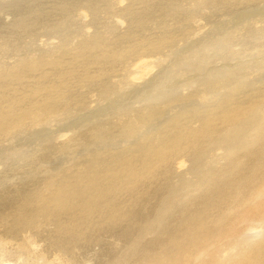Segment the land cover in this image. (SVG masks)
I'll list each match as a JSON object with an SVG mask.
<instances>
[{
  "label": "bare ground",
  "instance_id": "6f19581e",
  "mask_svg": "<svg viewBox=\"0 0 264 264\" xmlns=\"http://www.w3.org/2000/svg\"><path fill=\"white\" fill-rule=\"evenodd\" d=\"M45 1L48 5L49 1ZM124 1L118 0V4ZM145 1L127 0L130 12L125 11V15L137 12L136 16H130L134 17L138 30L133 28L117 35L116 41L112 37L110 39L103 36L100 31V34L91 33L89 38L74 46L67 45L68 39L67 44L64 42L67 47L57 44L62 48H58V53L53 52L57 48H53L56 43H53V53L48 48L33 52L31 36L27 32L33 24L30 15L40 30L51 35V29L55 33L57 27L66 25L65 22L75 17L72 16L75 13L80 12L85 18L88 17L91 9L93 12L98 8L96 3L99 0H95V4L92 3L93 0H57L54 2L56 11L52 18H46L44 13L50 12L53 5L45 7L47 5L42 3L44 7L39 4L35 9L32 4L35 9L32 10L33 13L25 12L17 17L14 15L7 25L1 24L0 52L4 55L0 59V143L5 137L23 132L28 124L33 127V124H43L52 116L67 114L72 102L78 103L84 98L81 94L79 96V89L88 88V92L89 87L97 85L100 87V94L112 98L123 88L120 87L122 83L119 86L117 83L112 85L104 78L116 71L118 64L121 65L127 58L155 56L156 59L152 61L144 59L147 70L157 60H167V56L161 54L165 50L168 55L175 52L178 34L173 29L175 25L171 28L166 17L172 16V21L174 16L180 14L182 6L173 0H167L171 9L166 12V17L159 15L156 17H160V20L156 17L150 20L153 23L160 21V35H146L142 30L141 33L145 36H141L138 27L144 28L147 25L145 11L155 6L152 1L149 4ZM243 1L247 0H224L231 4ZM135 4H145L146 7L142 11H133ZM3 8L5 9L4 4ZM101 8L104 9V6L99 7ZM96 11L98 15L100 10ZM153 11L155 14L156 6ZM5 12L7 14L9 9ZM184 12L189 20H195L193 12L188 9ZM100 13L102 12H99V16ZM44 15L45 18L42 17ZM123 18H119L122 24L128 20ZM178 24L176 27L183 30L184 27ZM69 26L66 27L69 29ZM66 29L62 31L63 34L67 33ZM186 31L188 29L184 32ZM29 32L32 34L33 31ZM231 33V37L226 39L233 38L234 34L232 31ZM27 35L30 42L26 39ZM58 36L59 39L63 37ZM122 38L124 40L120 42L119 39ZM50 40L41 43L47 45ZM195 46L197 47L195 44L188 48L187 60H190L191 65L187 61L185 64L188 66H182L179 70H183L184 74L205 73L211 65V59L201 60L197 56L199 51ZM202 46L205 47L201 44V48ZM259 52H264V47ZM200 60L202 63L196 62ZM180 65L178 62L175 67ZM255 72L264 76L261 61L249 62L245 71L242 65L213 73L208 71L203 82V77H199L201 84L198 82L199 87L204 85L207 91L199 90L196 96L192 93L196 98L195 103L189 108L181 107L171 116L162 113L163 105L190 100L191 97L185 99L183 95V99L180 95L172 96L162 91L157 98H151L147 94L144 106L137 109L122 108L117 122L89 123L91 127L88 124L87 130L93 133L91 137L94 135L96 142L109 140L110 143L115 134L122 135L125 140H133L123 149L120 148L122 150L118 149L120 152L107 151L105 156L96 154L92 156L94 159L91 157V161L86 163H81V159L74 161V169L70 174L58 172L51 175L45 182L44 190H28V187L18 185L12 186L13 189L2 192L3 194L0 192V264H195L205 249L219 244L226 234L238 231L241 232L238 235L242 239L238 237L239 246H235L236 250H230L231 253H227L225 257H217L218 254L210 258L205 256L200 264H264V78L256 80L257 87L247 89L248 75ZM143 73L139 71L138 76L146 74ZM191 76V81L184 84L190 88L197 84L194 80L196 76ZM115 89L119 90L116 92ZM212 97L214 99L211 103ZM202 101L210 104L204 106ZM173 107L175 106L172 104L171 108ZM72 111L75 112L74 108ZM134 113L136 115L132 117ZM114 130H117L115 134ZM87 133L86 131L84 134ZM75 134L78 142L83 134L80 135L78 131ZM67 147L71 145H62L61 150ZM219 156L225 161L218 162L216 159ZM177 160L181 166L187 162L191 165L186 170L188 177H173L170 165ZM158 185L161 186L160 189ZM151 191L154 192L153 195ZM122 193L130 194L125 204L123 201L119 202L118 196ZM146 199H151L149 202L155 200L156 208L154 206L155 210L151 215V212L143 213L145 208H142L141 213L137 207ZM251 222L259 224L253 228L248 226ZM245 228L249 233L241 231ZM39 242H44V249L34 252L33 247ZM18 260H22V263H18Z\"/></svg>",
  "mask_w": 264,
  "mask_h": 264
},
{
  "label": "rangeland",
  "instance_id": "374dc122",
  "mask_svg": "<svg viewBox=\"0 0 264 264\" xmlns=\"http://www.w3.org/2000/svg\"><path fill=\"white\" fill-rule=\"evenodd\" d=\"M48 1H49V3L47 5V1H45V0H41V1L39 0L36 2H34L33 0H31V1L29 0V4H28V0L27 1L26 0H20V1L19 0H7V1L6 0H0V11L2 12V10H3V13L0 12V25L1 24L3 25V23L4 24L6 23V25H7L14 18V15H16V17H17L20 15H23L25 12H26V14H28L30 12L33 13L32 10L35 11V9L38 8V6H40V5H42V7H44L43 4L47 5L45 7H49V5L51 7L53 5L52 10H50V12L52 11L51 14L49 11H46L44 13L46 15V18H48L49 16L52 18V17H54V15H55L54 13L56 11V9H54V8H56L54 5V2H57V0H48ZM61 1H63V0H61ZM94 1L95 0H93V2H92L93 4H95ZM109 1L111 2V4ZM151 1L156 6L157 11L155 12V14H153L154 13L153 9L155 6L152 8H148L149 11H145L146 17H148V18H146L147 25H144V28H147V29L145 30L143 27H138L140 29L139 34L141 36H145L142 34V33H144V31H145L146 35L153 33V36H157V34L159 36L160 32H161V28L159 27L158 23L160 21H158V23H153V22H150V20H154V18L156 16H159V15H163L166 17V15H165L166 12H169V8L171 9V6H169V3L167 0H146L145 3L149 4V3H151ZM211 1L212 0H210V1L209 0H199V1H197V0H173L174 3L181 5L182 10H183V11L181 10L180 14L177 15L179 18H177V16H174L175 18L172 19V21H170L172 16L166 17L168 24L169 25L171 24V28H172V26L175 25L173 27V29H174L175 33L178 34V45H177L175 52L171 53V55H168V51L165 50L164 53L161 55L167 56V60H165L164 62H158V60H157V63L154 66H152L153 68L151 67L149 70H147V68H146L147 62H143V61H144V59H145V61L155 60L156 57L153 55L138 56V57H135L132 59L127 58L126 59L127 62L126 61L121 62V65L118 64L117 70L112 71L111 73L107 74L106 77L104 78V80L107 83H110L112 85L117 83L116 84L117 86H119L122 83L120 85V87L123 86V88H125V89L122 88L120 90L115 89L114 91L117 92L119 90V92H117L115 95H113L112 98H111V96H105L104 97L102 94H100V92H99L100 87L97 85H93L94 87H89L90 89L88 92H87L88 88L79 89V91H77V92H79L78 93L79 96L81 94V96H84V98L83 97L81 98L82 99L80 101L81 104H80V102H78L79 103L78 104L77 101H74L71 103V107L69 108L71 110H69V112L67 113L68 115L63 114V116H65V118L62 115L61 116L60 115L52 116L49 119L45 120V123H43L45 125H43L42 122L40 124L39 123L33 124V127L31 124H28L26 126V129H24L23 132L17 134L16 136H13V137L9 136V137L3 138L1 140V143H0V150H1L0 151L1 152L0 153V182H1L0 183V192L1 193L2 192L5 193V191L8 192V190L13 189L12 186L18 187V185H21L23 187H28V190H44L46 188L45 182L49 177H51V175L58 173V172H64V173L70 174L72 172L71 170L74 169V166H73L74 161H78V159H81L82 160L81 163H86L88 161H91L90 158L96 154L105 156V155H107L106 154L107 151H111L110 153L116 152V151L120 152L119 150H122L124 147H126L127 144L130 143L129 141H132L133 139H130V140L126 139L127 140V143H126L125 142L126 140L122 138L123 136L121 135L122 136L121 137L119 134L118 135L115 134L117 130H114L113 134H115V135H113L111 137L110 143H109V140L107 142H103V143L96 142L94 140V137H93L94 135L91 137V135L93 133H90L87 130V126L89 129V125L91 123L99 124V123H103V122H108V124L109 123L112 124V122L114 123V121L117 122V118L120 116L119 113H121L122 108L125 107V108H130V109L131 108L137 109V108L144 106L145 105L144 104L145 99H146L145 96H147V94H150L151 98H157L160 96L159 92L162 91V92H168V93L172 94V96L174 94L177 96L180 95L179 97H181V98H183V95H184L185 99H188L191 97L190 100L177 101L175 103H170V104L168 103L169 105L167 104V106H166V104L163 105L164 110L162 113L166 114L167 116H171V115L177 113L178 109H180L181 107L187 108L188 106L193 105L195 103L196 98L192 96V93L194 96H196L197 93L199 92V90H200V92L207 91V89H206V87H204V85L200 88L199 83L201 82V80L203 82V79L207 77L206 73L208 71L213 73V72L224 70V69L236 68L240 65H242V67L245 71V66L249 62L250 63L251 62L259 63L261 61V63L264 65V61H262V60H264V52H259L261 50V48L264 47V0H247V1H243V2H237V3L232 2V4L226 3V2H224V0H215L214 2L213 1L211 2ZM13 2H15V3L13 4ZM124 2H127V0H125ZM124 2H119V4H118V0H105V1L102 0L101 1L102 5H101L100 0H99V2H98L99 4L96 3L97 5H99L98 8H96V10H98V11L100 10L99 12H102L103 14L100 13L101 15L99 16V12H98V15H97V13H96L97 11L94 9H93L94 10L93 12H92V9H91V11H89V12H91V14L88 15V17L86 16V18L80 12L77 14L75 13L72 15L75 17L70 18L67 20L68 22H65V24L67 23L66 25H64V26L61 25V27L59 26L60 28L57 27L58 32L56 30L55 33H53L54 30L51 29L49 31L52 33L51 35L48 32L45 33L44 32L45 30H40L39 25L35 24L32 15H30L31 20H33V22H32L33 24L29 27L27 32L30 33L28 35H30L31 38L27 35L28 37H26V39L28 40V38H30L32 40L33 52H37L39 50H45L48 48L49 50L52 49V50H50L51 53H53V52L56 53V51L58 53L62 49L58 46L59 44H60V46H63V44L66 45L69 42V44H67V45L74 46V44L76 45L80 41L86 40V38H89L94 32H98V31H100L103 36L109 37L110 39L114 38V40L116 41L117 39H115V38L117 37V35L124 34L133 28L138 30L137 27L135 26L134 17H131L132 15L137 14V12L135 11L134 14H132V15L130 14L131 16L128 13H127L128 16L125 15L126 12H130V11H128L129 10L128 9V7H129L128 2L127 3H124ZM106 3H109L110 5L107 4L108 5L107 6ZM3 4L5 5V9L7 11L9 9V12L7 13L8 15L5 12L6 10L3 8ZM103 4H105L106 6ZM36 5H37V7H36ZM32 6L35 9L32 8ZM100 6H102V7L104 6V9L103 8H101L102 10L99 9ZM144 6H145V4H135L133 7V11H134V9H136L138 11H142L146 7V6L145 7ZM183 7H185V8H183ZM230 8H232V10ZM53 9H54V11H53ZM185 9L186 10L188 9L189 12H193L195 14V20H189L188 19L187 14L184 12ZM103 10L107 11V12H104ZM48 12H49V14H48ZM78 14H80V15H78ZM45 15L42 17L45 18ZM122 16L124 17L123 18L124 20L126 18H128V20L126 19L125 21H123V24H122V22H119L121 20L119 18H121ZM5 17H7V18H5ZM8 17H10V18H8ZM98 17H100V18L98 19ZM156 18L158 20L161 19L160 17H156ZM3 19H5V20L3 21ZM168 20L170 21V23ZM185 21H186V23H185ZM193 21H195V22H193ZM177 23H179L178 25L183 26L184 29L180 30V28L176 27ZM106 24H109V25L106 26ZM66 26H69V29ZM63 27L68 29L67 33H65L66 35L63 34V32H64ZM4 28H7V26H5ZM61 28H62V30H61ZM107 28L109 31L107 30ZM186 29H188V31L184 32ZM233 29H235V32L233 31ZM236 29H237V31H236ZM242 29H243V33H242ZM4 30H6V29H4ZM31 30L33 31L32 34H31V32H29ZM141 31H142V33H141ZM231 31L234 34L233 38L232 39L231 38L226 39L228 37H231V35H232ZM245 31H246V33H245ZM100 32H98V33L100 34ZM102 32H105V33H102ZM113 32H115L116 35H112V34H115ZM181 32H183V33H181ZM44 34H45V36H44ZM54 34H56L58 38L57 37L54 38V36H56ZM73 34L74 35L76 34V36H74ZM104 34H107V35H104ZM179 34H181L182 36ZM226 34H227V37H224ZM49 35L50 36L54 35L53 36L54 39L52 37H50ZM58 35L63 36V37L60 36L61 37L60 39H62V40L59 39ZM110 35H112V36H110ZM183 35H184L185 39H184ZM222 36H223V39L221 38ZM250 36H251V38H250ZM30 39L28 40L29 42H30ZM47 39H49V40L51 39L49 43L47 42L48 43L47 45H44L43 43H41L44 41H49ZM58 39H59V42H58ZM63 39H65V41ZM52 40H55V42ZM67 40H68V42H67ZM123 40H124L123 38L119 39L120 42H122ZM220 41H221V43H220ZM256 41H257V43H256ZM260 41H262L263 43H260ZM64 42H66V44ZM212 42H214V43H212ZM225 42L227 44H225ZM50 43L52 45H50ZM53 43L54 44L56 43L54 45V47H53ZM207 43H209V45ZM195 44L197 45V47H199V49H198L195 46V48L199 51V54L197 56L199 58H201V60H203V58L207 59V60L211 59V60H209V64H211L209 66L210 70L208 68L207 70H205V73L196 72V74H195L192 72H187L188 74L187 73L184 74L183 70H181V71H179V70L182 66L183 67L185 65L188 66L187 63L189 64V66L191 65L190 60L189 59L187 60V58H189L188 57V51H189L188 48L194 47ZM201 44L204 45L205 47L202 46V48H201ZM262 44H263V46H262ZM42 45H44V46H42ZM67 45L64 47H67ZM56 46H57V48H56ZM52 47L54 49L56 48L55 51H53ZM254 48H255V50H254ZM256 48H257V50H256ZM206 49H208L209 51ZM235 49H237V50H235ZM230 50H232L233 54H235V55L231 54L232 51H230ZM201 53H203V54H201ZM0 55H1L0 56V59H1V57H3V55H4V53H1ZM184 56L186 58H184ZM6 58H7V56H6ZM138 58H141V60ZM146 58H147V60H146ZM175 58H177V59H175ZM201 60L196 61V62L202 63ZM183 61H184V64H183ZM178 62H180L181 65L179 67H175ZM185 62H187V63L185 64ZM145 64H146V66H145ZM139 71H143L144 72L143 75L145 73L146 74L144 76L141 75V77H142L141 78L140 76H138V75H140ZM191 73L194 76H196V79H194V80L197 81V84L193 85L192 88H190V86L187 87L184 85V84H188L191 81V79H190L192 77ZM200 73H201V75H200ZM199 77H203V78L200 80ZM248 78L249 79L247 80L248 81L247 82V89H251V88L257 87L256 80H263L262 78H264V76L263 75L261 76L260 74H257L255 72L254 74L248 75ZM184 82H186V83H184ZM196 85H197V87H196ZM84 89H86V90L84 91ZM118 93H119V95H117ZM213 99H214V97H212L210 99L211 103L213 102ZM210 102L208 103V102L202 101V104L204 106H207L210 104ZM73 103H75V105ZM172 104L175 107L171 108ZM79 105H81V107ZM197 105H199V104H197ZM73 108H74L75 112L72 111ZM76 108H77V111H76ZM115 109H116V111H115ZM118 109H120V111H118ZM140 111H144V109H140ZM73 114H74V116H73ZM135 115H136V113L132 114V117H134ZM93 124H91V125H93ZM91 125H90V127H91ZM29 127H32V128H29ZM84 127H86V128L84 129ZM146 128H149V125H146ZM83 130H84V133H86V131L88 132L87 135L83 133ZM76 131H78V133H80V135H81V133L83 134L80 136V140L78 141L79 143L76 142L77 137L75 139V136H76L75 132ZM85 136H88V138H86ZM81 137H83L84 140ZM69 138H71V139L69 140ZM124 138H125V136H124ZM87 139L89 140V142H86ZM116 140H118L120 143ZM69 142H71L72 144ZM85 143H87V144H85ZM115 144H117V145H115ZM62 145H64V146L71 145V147H67L66 149H64L65 150L64 151V150H61ZM94 146H96V147H94ZM90 147H92L93 149ZM112 147H113V149H112ZM88 148H90V149H88ZM106 148H108L109 150L108 149L105 150ZM120 148H122V149H120ZM12 150L13 151L15 150V151L13 152ZM7 152H9V153H7ZM92 152H93V154H92ZM217 154H219V152ZM219 157H220L219 159H216L218 162L222 163L225 161L224 158H222L221 156H219ZM183 160L187 161L186 158H183ZM189 163L191 164V162H189ZM190 166L191 165H189L188 162L185 165L181 166V165H179V160L174 161L172 163V165H170L171 171L174 172L173 173L174 176L173 175L172 176L174 178H177L175 175H181V176L188 177V173L186 170ZM4 177L5 178L8 177V178H6L4 180ZM8 179H9V181L7 182ZM9 183H10V185H9ZM160 187L161 186H159L158 189H160ZM159 193H158V196H159ZM151 194L153 195L154 192L151 191ZM128 195H130V194H128V193L119 194V196H118L119 202L123 201L124 204L126 202H128V199H127V198H129ZM124 197H125V200H124ZM149 200H151V199H146L143 202H140L141 205L139 203V205L137 206L141 213L144 211L143 212L144 214H147L148 212L149 213L151 212L150 215L153 214V210H155V208H156V206L154 204L155 200H153L154 202L153 201L149 202ZM196 201H197V199H195V202ZM192 203H194V202H192ZM144 204L146 205V207ZM151 204H152V206H151ZM139 206H141V208H139ZM154 206H155V208H154ZM142 208L143 209L145 208V210L142 211ZM258 224H259V222H251V223H248V226L256 228ZM241 231L248 232L249 230L247 228H245L244 230H241ZM238 233H240V235H241L240 231L229 233V235L226 234L222 238V240L219 241V244L218 243L213 244L214 248L212 246H210V247H208L210 249H208V248L205 249L203 251V253L201 255H199L201 257H198V259H196L197 262H195V264L202 263L205 260V256L207 258H210V257H212V255L217 256V254H218L217 257H221V255H222V257H225L227 253L230 254L232 251H234L235 246L236 247L239 246L238 245L239 239H242L241 236L238 235ZM238 237H239V239H238ZM236 241H237V244H236ZM231 244H233L234 246ZM230 245H231V247L233 246L234 248L233 247L231 248ZM215 246L217 249L215 248ZM43 249H44V242H39L37 245H35L33 247L34 252H39V251H42ZM227 249H229V250H227ZM214 250H215V252H214ZM230 250H231V252H229ZM212 251H213V253H211ZM205 252H206V254H204ZM17 262L22 263V260L21 261L18 260Z\"/></svg>",
  "mask_w": 264,
  "mask_h": 264
}]
</instances>
